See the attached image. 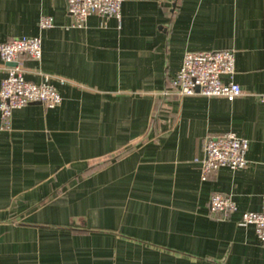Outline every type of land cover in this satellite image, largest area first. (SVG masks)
<instances>
[{"label": "crops", "instance_id": "crops-1", "mask_svg": "<svg viewBox=\"0 0 264 264\" xmlns=\"http://www.w3.org/2000/svg\"><path fill=\"white\" fill-rule=\"evenodd\" d=\"M24 37L42 48L19 57L24 79L62 102L0 118V264H264L240 224L264 194V0H123L120 26L82 28L66 0H0V43ZM225 49L239 97L176 94L186 52ZM227 132L246 167L202 181L206 140ZM214 193L236 211L211 214Z\"/></svg>", "mask_w": 264, "mask_h": 264}, {"label": "built area", "instance_id": "built-area-1", "mask_svg": "<svg viewBox=\"0 0 264 264\" xmlns=\"http://www.w3.org/2000/svg\"><path fill=\"white\" fill-rule=\"evenodd\" d=\"M67 14L72 19V27L82 28L91 16L114 18L120 26L123 0H66ZM53 19L42 16L38 21L41 30L53 28ZM41 40L38 37L16 38L0 43V59L7 68L0 83V118L4 126H9L12 112L30 104L40 103L47 109L58 107L62 98L56 89L46 83L35 84L26 81L23 69L18 63L21 55L33 61H40ZM235 73L233 50L186 52L181 66L172 81L179 96L220 97L229 102L242 94L240 86L231 81ZM249 142L232 132L209 138L204 145V157L200 160V177L207 180L211 173L220 168L232 171L242 170L247 165L246 153ZM209 212L218 215L236 211V205L227 196L214 193L208 203ZM240 224L252 226L258 240L264 243V194L258 212L242 214Z\"/></svg>", "mask_w": 264, "mask_h": 264}, {"label": "water", "instance_id": "water-1", "mask_svg": "<svg viewBox=\"0 0 264 264\" xmlns=\"http://www.w3.org/2000/svg\"><path fill=\"white\" fill-rule=\"evenodd\" d=\"M35 104H40V103H35Z\"/></svg>", "mask_w": 264, "mask_h": 264}]
</instances>
